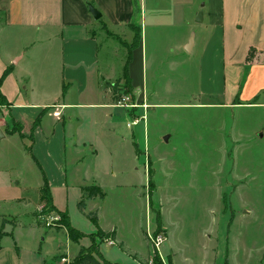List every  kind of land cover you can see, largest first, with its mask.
<instances>
[{"label": "rangeland", "instance_id": "obj_1", "mask_svg": "<svg viewBox=\"0 0 264 264\" xmlns=\"http://www.w3.org/2000/svg\"><path fill=\"white\" fill-rule=\"evenodd\" d=\"M170 6L164 4L160 16L167 17ZM173 16V28L143 29V97L151 107L133 127L140 135L137 161L132 163V138L125 123L115 127L124 141L101 140L97 136L109 128L108 112L77 111L74 133L81 162L67 166L65 187L49 188L53 208L66 214L70 228L81 236L73 243L65 229L55 230L60 217L39 206L37 171L19 156L13 158L2 182L19 181L6 190L12 199H28L30 204L13 200L0 205V224L5 220L17 226L0 241V264H68L67 258L72 262L81 248L98 251L111 264H153L152 257L158 264H264V93L258 102L247 101L244 74L234 106L227 92L224 104L209 100L206 88L218 95L223 90L220 63L215 60L207 71L199 43L193 53L179 51L187 29L185 9L176 7ZM95 30L105 42L97 45L100 76L112 70L120 79L133 30L128 29L129 38ZM111 46L118 51L110 52ZM73 71L65 57L63 73ZM119 88L115 96L131 101L124 81ZM131 95L136 98L133 91ZM126 112L120 111L124 117ZM5 131L23 136L15 123ZM94 184L105 197L87 203L82 189ZM82 201L83 212L78 208ZM95 211L99 227L114 228L117 242L96 234L87 217ZM152 232L164 235L158 250L148 240Z\"/></svg>", "mask_w": 264, "mask_h": 264}, {"label": "crops", "instance_id": "obj_2", "mask_svg": "<svg viewBox=\"0 0 264 264\" xmlns=\"http://www.w3.org/2000/svg\"><path fill=\"white\" fill-rule=\"evenodd\" d=\"M168 2L171 6L166 10L167 17L160 16ZM176 7L185 9L183 22L187 26L177 49L183 51L194 33L190 53L199 43L207 71L215 60L220 63L223 90L218 95L210 86L206 88L209 100L216 98L224 104L227 92L232 96L230 106H234L233 95L246 74L247 101L258 102L260 94L264 93V0H0V78L6 69H11L0 85V92L8 103L0 116V131L4 133L1 132L5 142L0 146V164H3L0 166V205L13 200L30 204L28 199H12L14 195L7 192L8 187L19 186V181L4 178L7 186L4 180L5 185H2V177L10 173L12 160L17 156L38 173L39 206H44L40 195L41 172L48 188L54 184L61 188L66 186L67 166L81 162L79 139L74 133L78 110L108 112L109 128L97 136L101 140L107 137L124 141L115 127L125 123L132 138V163L137 161L141 152L137 144L140 135L133 133L135 126L128 128L127 125L131 120L143 118L144 110L151 107L143 97V29L173 28ZM89 8L99 14V19L92 17ZM97 27L105 28L112 35L123 33L128 38L129 28L139 32V42L131 49L127 65L130 86L136 96L130 101L137 107L134 110L117 107L120 97L113 100L106 87L118 81V76L115 77L112 70H108L105 77L99 74L97 45L103 38L97 35ZM117 51L110 47V52ZM65 57L74 70L70 74L63 73ZM125 63L120 68V76ZM214 74L208 73L209 77ZM54 108L60 112L58 118L53 116ZM123 109L127 111L125 117L120 113ZM130 111H134V115ZM12 123L22 128V138L17 133H6ZM96 187L101 190L100 186ZM95 212L99 227L98 212ZM5 222L8 221L0 224V241L8 236L1 233L5 226H12L11 234L17 229L13 223ZM99 229L103 233L115 232L112 242L118 241L114 228ZM67 262H70L68 258Z\"/></svg>", "mask_w": 264, "mask_h": 264}, {"label": "trees", "instance_id": "obj_3", "mask_svg": "<svg viewBox=\"0 0 264 264\" xmlns=\"http://www.w3.org/2000/svg\"><path fill=\"white\" fill-rule=\"evenodd\" d=\"M133 46L131 49H134L136 47V45L139 42V32L137 29L133 28ZM130 54H131V50L128 52V56H127V60L125 63V66L123 68L122 71V75L121 78L114 82L113 84H108L106 87L110 89L112 96H113V100H117V96H115L118 93V90H122L121 88L118 89L119 87V83L120 81H124V88L126 91H128V95L130 96V98L132 97L131 92V86H130V80L129 77L127 75V65L130 63ZM11 72V69H6L1 78H0V85L3 82V80L9 75V73ZM119 97V96H118ZM8 103L6 101V99L3 97V95L0 92V107H7ZM14 133V132H12ZM19 134V132H18ZM20 138H22V136L19 134ZM28 154L30 156L31 155V149L28 148ZM41 172V171H40ZM150 169L148 168V173L150 174ZM41 176H42V180H43V186L40 189V195H41V202L44 203V206H48L49 207V211L50 212H54L56 215H58L61 219V224H59V227H57L55 230H61V229H65L66 230V234H67V238L73 242V243H78L79 239L81 238L80 234L73 231L68 223V217L66 214L62 213V212H58L56 209L53 208L52 205V199L50 197V193H49V188L46 182V179L43 175V173L41 172ZM82 192L84 194V197L86 199V201H92V200H102L104 199L105 195L104 193L96 186H87L85 188L82 189ZM85 203L84 201L80 202L78 205V208L80 211H84L85 210ZM87 217L89 218V220L93 223V225L96 226L98 232L96 233L97 235L101 236V238H109L113 241L114 237H115V232H110V233H103L99 227H98V218H97V213L93 212L87 215ZM4 223V221L2 222ZM8 223V222H5ZM38 226L40 227V224H38ZM2 235V234H1ZM157 235V234H156ZM1 249V248H0ZM155 258V257H154ZM152 257V262L153 264H158L156 262V259H154ZM64 259V258H63ZM154 259V261H153ZM68 264H111L107 261H105L102 256L99 254L98 251H91L89 249H83L81 248L77 254V256L75 257V259L72 262H69Z\"/></svg>", "mask_w": 264, "mask_h": 264}, {"label": "built area", "instance_id": "obj_4", "mask_svg": "<svg viewBox=\"0 0 264 264\" xmlns=\"http://www.w3.org/2000/svg\"><path fill=\"white\" fill-rule=\"evenodd\" d=\"M116 106L120 107V108H125L127 110H134L135 108H137L136 106H133L132 104H130V100L128 98H125V97H120L119 101L116 103ZM58 108H54V109H56V111L53 112V116L56 118H58L59 114H60V112L57 111ZM143 119L144 118H136V119L132 120V122H130L127 125V127L128 128L134 127L137 124H139V120H143ZM148 240H150L153 249L158 250L159 247L161 246V244L164 242V235L163 234H157L156 235V234L152 233L151 235L148 236ZM108 244L113 245L112 242H109ZM63 262H65V260H63Z\"/></svg>", "mask_w": 264, "mask_h": 264}, {"label": "water", "instance_id": "obj_5", "mask_svg": "<svg viewBox=\"0 0 264 264\" xmlns=\"http://www.w3.org/2000/svg\"><path fill=\"white\" fill-rule=\"evenodd\" d=\"M89 12H90V14L92 15V17H93L95 20L99 19V17H100L99 14H97V13L93 10V8H89ZM193 44H194V35L192 34V36L190 37V40L188 41L186 47L184 48V51H185L187 54H189V53L191 52V49H192V47H193ZM259 137L261 138V135H259ZM2 139H3V135H2V133H1V131H0V141H1ZM165 141H166V139H165ZM11 232H12V227L9 226V225L5 226L4 233L7 234V235H9V234H11Z\"/></svg>", "mask_w": 264, "mask_h": 264}]
</instances>
